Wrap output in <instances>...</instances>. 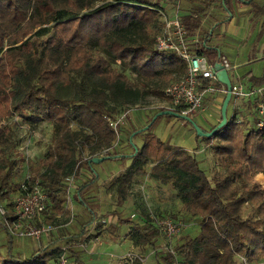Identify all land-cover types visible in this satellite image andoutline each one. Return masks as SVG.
Segmentation results:
<instances>
[{
    "label": "trees",
    "instance_id": "trees-1",
    "mask_svg": "<svg viewBox=\"0 0 264 264\" xmlns=\"http://www.w3.org/2000/svg\"><path fill=\"white\" fill-rule=\"evenodd\" d=\"M213 1L190 7L198 18L182 16L188 36ZM218 1L229 9L228 0ZM162 7L160 0H0V264H58L62 254L80 264L83 243L92 236L89 226L101 216L98 190L90 189L100 178L96 166L107 159L132 162L111 185L116 206L124 205L134 176L145 174L173 187L185 215L199 221L197 233L172 244L171 253L157 242L162 232L155 220L164 215L141 207L135 221L111 210L117 219L108 229L117 232L128 225L130 242L145 252L141 257L153 254L155 264H264V187L255 180L257 173L264 176V129H258V117L230 118L213 135H197L209 145L215 170L223 171L212 177L194 151L163 141L151 130L159 115L124 128L132 145L140 137L132 152L114 151L121 127L110 122L127 117L149 94L162 97L165 86L186 72L181 57L155 43ZM208 34L193 50L197 54L212 48ZM119 61L136 73L134 81L118 70ZM41 122L51 124L53 136L37 162L24 168L16 155L15 126ZM83 146L91 148L90 157H81ZM95 156L102 159L91 161ZM83 169L89 174L72 189V198L84 213L80 228L67 229L58 218L71 211L69 184ZM35 183L52 202L31 221L53 228L42 234L49 239L36 240L37 248L31 243L20 249L15 246L20 236L10 228L16 215L13 200ZM170 218L182 229L184 223Z\"/></svg>",
    "mask_w": 264,
    "mask_h": 264
},
{
    "label": "rangeland",
    "instance_id": "rangeland-1",
    "mask_svg": "<svg viewBox=\"0 0 264 264\" xmlns=\"http://www.w3.org/2000/svg\"><path fill=\"white\" fill-rule=\"evenodd\" d=\"M259 0H254L253 3L258 2ZM161 3H163L162 10L169 14L172 15V10H173V4L174 0H160ZM184 2V1H183ZM230 8L235 9L238 8L242 3L240 0H230ZM99 4V3H97ZM229 8V7H228ZM214 15H212L208 20V22H213L215 20H218L217 18V11L216 9L213 10ZM238 12L236 13V15ZM162 22V16L160 18ZM206 21V24H209ZM221 23V22H220ZM218 24L217 28L215 29V33H213L212 36L208 37V43L213 44V43H219L221 39L224 37L229 39L231 38L226 31V28L224 25ZM238 26V23L236 24ZM240 27V26H238ZM194 37V36H193ZM200 41L202 42V38L200 36L198 37ZM250 41V40H249ZM192 43V42H191ZM199 44V43H197ZM193 51V50H192ZM191 51V52H192ZM229 52L231 53V49H229ZM204 55L209 56L210 58L212 57L209 54V50L206 48L204 50ZM118 70L126 73L131 80L134 81L136 77V73L133 71H130L124 66V64H120L119 62H116L115 65ZM230 67V64H229ZM180 77H174L172 81L177 80ZM233 100V98H232ZM231 102L227 105V117H230V109H231ZM170 103L169 100L166 99V97L163 96H154V95H147L144 99H142L139 104L135 107H133L131 110L128 111L127 117L121 118L120 121V127H121V132H120V140L117 144L119 148H115L114 151H123V152H132V150L135 149V146H139L140 144V137L135 136L133 139L134 145L129 143V141H126L127 139V134L126 131H124V128H135L137 126H142L144 123H146L149 118L154 115V112L157 109L164 108V107H169ZM208 114H205V117H207ZM191 119L195 122L196 119L191 117ZM197 122V121H196ZM195 122V123H196ZM72 128L77 131L78 125H75L72 123ZM151 130L159 137V138H164L163 141H171V144L175 145H185V140L188 138V135L193 134V129L189 121L182 119L180 117L176 118L173 115H160L156 118L154 121ZM190 133V134H188ZM14 142H15V149L16 151H19L17 157H21L23 159V164L24 168L27 167L28 165L30 166L31 163L37 162L38 158L41 157L45 151L46 147L49 144L53 133H52V126L48 122H41L39 124H23L19 123L17 126H15L14 129ZM185 138V139H184ZM184 139V140H183ZM197 140H201L200 138L197 137ZM169 143V142H168ZM204 143V142H203ZM206 145V143H204ZM208 147V146H207ZM81 157L83 158H88L92 155V151L90 147L83 146V149L81 150ZM207 153L206 150L202 149L195 153L196 158L200 159L202 156H205ZM102 154V153H99ZM208 160L211 159V162H209L205 167V171L208 172V175L211 177L223 172L218 169L221 172H217L216 169V164L213 162V157L209 156L207 157ZM206 159V160H207ZM131 160H126L123 162V160L118 161V160H105L103 163L98 164L96 166L100 178L98 179L97 186L92 189L93 192L97 190V188L100 187V190L102 191L98 196V202H101L100 205H103L102 211L106 212V218L108 220H114L116 221L115 214H112L110 211L113 209H116L119 211L123 218L128 217L131 218L135 221H138L140 219L138 217L139 215V210L141 207L145 209L148 213L151 215H164L165 217H172L175 216L178 222L184 223L182 226V229L178 228L177 232L171 236L168 237L165 235V233L162 231V228L159 226V230L162 232L161 237L158 239V246H160L163 249V252H166V249L171 248V246L174 243H178L181 241L183 238L193 235L197 233L198 231V219L196 218H189L188 216L185 215L184 211L181 208L182 202L179 201L178 195L173 187H171L169 184L163 185L159 183L158 181L154 179H150L147 175L145 174H139L137 176H134V178L131 181V185L128 188V194H127V199L123 203L124 205L122 207L116 206L115 200H116V194L115 190L111 187L112 184L115 183V181L122 176V173L125 172L131 165ZM202 164V163H201ZM145 169H148L145 168ZM30 171V170H29ZM31 172V171H30ZM89 172L86 170H81L80 176L75 179L74 181L69 184L70 186V197L67 200V205L71 209L69 213H65L61 215L58 218V224H65V228L73 229L75 226H78L80 228V220L82 216H79L78 211L83 212V208L73 200L72 198V189L75 187L76 184L84 177V175H88ZM22 178H19L18 180H21ZM255 180L259 183L261 187H264V176L262 173H257L255 175ZM110 189V190H108ZM98 193V191H97ZM101 196V197H100ZM90 199V198H89ZM91 200V199H90ZM79 209V210H78ZM249 210V206L245 205L243 209V213H247ZM75 213V215L72 216V214ZM71 218V222L69 219ZM75 218V220H74ZM174 218V217H173ZM69 223H67V222ZM75 223V225H73ZM186 224V225H185ZM94 226V225H93ZM91 227L89 226V229ZM57 229V228H56ZM53 229V230H56ZM52 230V231H53ZM99 234H105L101 232V228L98 231ZM121 239L125 240L124 243H119V244H101L99 248H95L94 251V257H90L89 254L87 253L86 250L83 252V256H81V261L79 262L80 264H116V261L121 262V264H125L123 258H119L125 253L130 252L132 256H144V251L141 250L138 247H128L129 246V236H125V233L129 235V230H128V225H124L121 228ZM53 235V234H51ZM88 235V232H87ZM103 235H101L102 237ZM42 236V241H46L47 239L50 238L49 235ZM94 238V237H93ZM16 244L15 246L23 249L26 244H31L32 247L37 248L38 242L36 243V240L27 237V236H22L15 239ZM97 241L98 237H95L94 240L92 241ZM100 240V239H99ZM86 243H83L85 245ZM87 253V254H86ZM153 254L149 255L148 257H142V262L141 264H155V261L153 259ZM118 259V260H117ZM72 262V260L70 259Z\"/></svg>",
    "mask_w": 264,
    "mask_h": 264
},
{
    "label": "crops",
    "instance_id": "crops-1",
    "mask_svg": "<svg viewBox=\"0 0 264 264\" xmlns=\"http://www.w3.org/2000/svg\"><path fill=\"white\" fill-rule=\"evenodd\" d=\"M240 1H242L243 4H241L238 8L231 9V2L230 0H228L229 9L227 10L226 8L222 7L220 3H218V0H214L206 9V13L204 14V16L200 17V24L198 26V29H196L194 35H190L189 37L197 35L202 38L205 31H208V37L212 36L213 33H215V29L218 27L217 25L221 22L220 24L225 26L226 31L228 34H230L229 36L231 38L229 39L228 37L226 40V37H224L219 41V43L209 44V46H211L212 48L208 50L209 54L212 57L210 58L209 56H207L208 60L214 63L220 61L222 56L226 57L230 64L228 75L231 84L241 85L244 91H249L250 89L255 88H262V95L264 97V82H260V78L264 73V0H259L255 3H253L254 1L250 2V0H247V2L244 0ZM195 5L204 7L205 0H184L181 10L182 16L185 15V17H188L190 16V14H192L193 17L198 18V14H193L190 9V7ZM214 9H216V11L218 12V20L209 23L207 19L214 15ZM237 12L238 14L236 15ZM219 20L221 21L219 22ZM206 21L209 24H206ZM217 22L219 23L215 24ZM237 23L240 27L236 25ZM198 47L199 44L192 42L190 49L195 50ZM229 49H231V53L229 52ZM217 84L220 86V88L224 87L226 89V86L219 81ZM224 96L225 92H221L216 95L207 94L202 98V106L194 112L192 118L194 117L196 119V124L204 131L212 129V127L220 121V108L224 100ZM258 97H260V95L258 96L257 93L250 94V96H246L236 100L234 98L232 100V97L230 96L229 99L232 100V104L230 109V117H227V119H241L244 114H247V119L249 120H251L253 115L254 117H258L255 109V102ZM231 100L229 102H231ZM205 114H208L207 117H205ZM192 129L193 134L188 133L190 135H188V138L185 140L186 146L180 144L176 146H181L191 152L194 151V153H197L198 151L204 149L207 151L205 156L209 157V145H204L203 141L201 140L198 141L196 130L194 128ZM160 139L163 140L164 138ZM168 142L171 144V141ZM204 158L205 157L202 156L200 160L202 165L206 167L207 164L211 162V159L208 160L206 158L207 160H205ZM97 190L99 195L102 191L100 190V187ZM98 203L100 204L101 202ZM102 209L103 205L101 204L99 211L101 216L98 217L95 223L90 226L91 228L89 229V231H87L88 235L91 234L92 236L85 239L86 249H83L81 251L82 256L84 250H86L90 257H94L95 248H99V246L103 243L119 244L122 242L124 243L125 241L121 239V227L118 229L119 232H113L112 230L108 229V225L110 223L115 224L116 221L108 220L106 217H103L106 212H103ZM78 212L79 216H82V211ZM100 228L101 232L105 234L98 233ZM101 235L103 236L101 237ZM125 236L128 237L126 233ZM93 237H98V240L92 241L94 240ZM128 247H132L131 242L129 243ZM116 264H121V262L116 261Z\"/></svg>",
    "mask_w": 264,
    "mask_h": 264
},
{
    "label": "built area",
    "instance_id": "built-area-1",
    "mask_svg": "<svg viewBox=\"0 0 264 264\" xmlns=\"http://www.w3.org/2000/svg\"><path fill=\"white\" fill-rule=\"evenodd\" d=\"M172 15L165 13L162 9L159 13L162 16L161 32L156 37V45L159 50L174 51L179 57L185 61V73L175 81L168 83L163 89L164 96L169 99V109L192 117L194 112L202 106L203 97L207 94H218L225 92L226 89L217 84V71L214 70V63L208 60L207 56L197 54L190 49L191 42L200 43L199 36L189 37L186 33L181 17L183 0H174ZM192 51V52H191ZM219 63L229 70V62L226 57L222 56ZM257 93L258 100L256 102V112H258L257 127L264 129V97L262 95V88L250 89L244 91L241 85H232L231 97L241 99L250 94ZM124 114L120 115V119L116 122H110L115 128L117 122L121 121ZM72 178H69L71 182ZM51 200L41 192L38 184L27 190L21 196H17L13 200V207L15 209V218L11 221V231L17 236H27L35 240L40 238L42 234L51 231L53 225L41 224L34 225L32 219L38 213L46 210L51 206ZM2 210V209H1ZM3 211V210H2ZM156 224L162 228V231L168 237L173 236L177 232V225L170 217L157 218ZM171 253H174L173 248H168ZM120 258L124 259L125 264H138L142 261V257L132 256L130 252ZM246 264V262H244ZM58 264H73L64 254L58 258Z\"/></svg>",
    "mask_w": 264,
    "mask_h": 264
},
{
    "label": "water",
    "instance_id": "water-1",
    "mask_svg": "<svg viewBox=\"0 0 264 264\" xmlns=\"http://www.w3.org/2000/svg\"><path fill=\"white\" fill-rule=\"evenodd\" d=\"M249 1V0H248ZM214 70L217 71L216 76H217V80L224 84L226 86V91H225V96H224V100L222 102L221 108H220V113H221V119L220 121L212 127V129L208 130V131H204L202 128H200L189 116L186 115H182L180 113H177L175 111H173L172 109L169 108H165L164 110L158 111L155 116L153 117V119H155L158 115H164V114H170L175 116L176 118L180 117L182 119H185L187 121H189V123L191 124L192 128H194L196 130V134L198 136H204V137H208L213 135L218 129H220L222 127V125L226 122L227 120V114H226V106L229 102V98L231 96V88H232V84L229 80V75H228V70H226L221 63H219L218 61L214 63ZM152 119V120H153ZM102 158L101 157H93V159L91 161L93 162H99Z\"/></svg>",
    "mask_w": 264,
    "mask_h": 264
}]
</instances>
